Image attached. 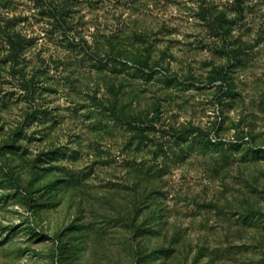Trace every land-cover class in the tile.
Instances as JSON below:
<instances>
[{"label": "rangeland", "instance_id": "obj_1", "mask_svg": "<svg viewBox=\"0 0 264 264\" xmlns=\"http://www.w3.org/2000/svg\"><path fill=\"white\" fill-rule=\"evenodd\" d=\"M0 26V264H264V0H0Z\"/></svg>", "mask_w": 264, "mask_h": 264}, {"label": "trees", "instance_id": "obj_2", "mask_svg": "<svg viewBox=\"0 0 264 264\" xmlns=\"http://www.w3.org/2000/svg\"><path fill=\"white\" fill-rule=\"evenodd\" d=\"M56 16V15H55ZM57 16H59L58 18H57V20L60 22V23H62L63 22V19H61V16H62V14L60 13L59 15H57ZM2 31V28H1V26H0V32ZM8 37H9V39H10V42H11V44H13V46L15 47V48H18L17 47V43L13 40V38H12V36L11 35H7ZM20 54V51H19V49L17 50V49H14V50H12V58L13 59H17L18 58V55ZM224 73L222 72V71H220V72H218V76L219 77H221L223 80H224V75H223ZM221 83V85L223 84V82H220ZM222 87V86H221ZM116 120H117V122H120L121 124H123V125H127V126H129L130 128H132V129H135L136 130V132H138L139 134H141V135H139L138 136V140H139V142H142L145 138H149L147 135H142V133H143V131H145L146 129H147V125H139V124H136L135 123V121L134 120H131V119H127V118H125V117H120V116H118L117 114L115 115V117H114ZM153 128V127H152ZM199 131V128H195V127H193V128H187V129H183L181 132H179L180 133V136H186V135H191L194 131ZM208 141H207V143L206 144H204L205 146H209L210 144H212V141H211V139H207ZM220 143H223V142H220ZM219 143V144H220ZM223 145V144H222ZM256 156H263L264 157V150H262V151H259L258 152V154H256ZM152 232H154V231H152Z\"/></svg>", "mask_w": 264, "mask_h": 264}]
</instances>
